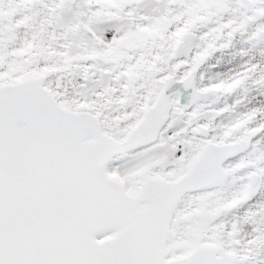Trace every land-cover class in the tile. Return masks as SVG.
Instances as JSON below:
<instances>
[{"label": "snow or ice", "instance_id": "1", "mask_svg": "<svg viewBox=\"0 0 264 264\" xmlns=\"http://www.w3.org/2000/svg\"><path fill=\"white\" fill-rule=\"evenodd\" d=\"M0 264H264V0H0Z\"/></svg>", "mask_w": 264, "mask_h": 264}]
</instances>
